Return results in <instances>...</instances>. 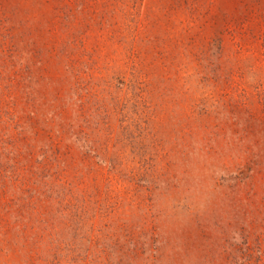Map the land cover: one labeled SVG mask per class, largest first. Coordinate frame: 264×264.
I'll return each mask as SVG.
<instances>
[{
  "label": "rangeland",
  "instance_id": "1",
  "mask_svg": "<svg viewBox=\"0 0 264 264\" xmlns=\"http://www.w3.org/2000/svg\"><path fill=\"white\" fill-rule=\"evenodd\" d=\"M0 264H264V0H0Z\"/></svg>",
  "mask_w": 264,
  "mask_h": 264
}]
</instances>
